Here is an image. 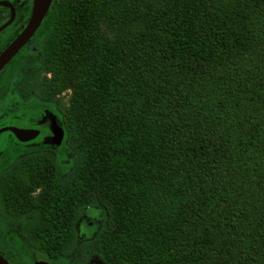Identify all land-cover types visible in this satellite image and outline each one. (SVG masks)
<instances>
[{
  "label": "trees",
  "instance_id": "obj_1",
  "mask_svg": "<svg viewBox=\"0 0 264 264\" xmlns=\"http://www.w3.org/2000/svg\"><path fill=\"white\" fill-rule=\"evenodd\" d=\"M42 26L74 161L65 180L12 166L29 243L72 264H264V0H53ZM83 215L100 224L79 243Z\"/></svg>",
  "mask_w": 264,
  "mask_h": 264
},
{
  "label": "flooded vegetation",
  "instance_id": "obj_2",
  "mask_svg": "<svg viewBox=\"0 0 264 264\" xmlns=\"http://www.w3.org/2000/svg\"><path fill=\"white\" fill-rule=\"evenodd\" d=\"M33 2L0 0V56L26 29L32 17ZM46 16L35 33L0 70V256L8 264H72L80 256L77 250L59 256L52 251L38 250L30 243L33 249L29 255L23 256L15 241L11 244L8 240L9 229L13 228L14 234H21L28 241L22 226L33 221L32 216H21L20 190L7 184L9 176L21 172L12 166L31 160L39 165L35 173L49 177L57 174L64 180L70 170L68 163H61L71 151L66 124L68 94L65 98V93L68 91L53 97L51 91L43 90L48 84L45 76L51 78V73H44L40 67L44 38L42 24ZM14 130L24 131V134L17 136ZM39 183L45 181L40 179ZM29 187L24 191V200L27 201L42 191L39 184ZM82 222L92 226L98 220L83 215L76 230ZM88 264L102 262L95 259Z\"/></svg>",
  "mask_w": 264,
  "mask_h": 264
},
{
  "label": "water",
  "instance_id": "obj_3",
  "mask_svg": "<svg viewBox=\"0 0 264 264\" xmlns=\"http://www.w3.org/2000/svg\"><path fill=\"white\" fill-rule=\"evenodd\" d=\"M52 0H34L32 17L26 29L21 35L4 51L0 56V70L9 61V59L27 42V40L35 33L46 16ZM17 136L24 134V131L14 130ZM0 264H8L0 256Z\"/></svg>",
  "mask_w": 264,
  "mask_h": 264
},
{
  "label": "rangeland",
  "instance_id": "obj_4",
  "mask_svg": "<svg viewBox=\"0 0 264 264\" xmlns=\"http://www.w3.org/2000/svg\"><path fill=\"white\" fill-rule=\"evenodd\" d=\"M67 94L68 93H65V98H66ZM69 153L70 154L67 157L68 160L65 157L61 161L62 165L65 163H68V166H67L68 170L71 168L73 161H74L73 151L71 150ZM61 168L65 171V166H62ZM99 224L100 223L98 222L92 226H89V224H87L86 222H82L77 228L78 238H79L78 242L81 243L83 241L91 239L95 235V232L99 229L98 228ZM22 228H23V226H22ZM8 233H9L8 234V240H10L11 244H12V241H15L14 244L16 245V248L19 250L20 254L23 256H25L27 254L29 255V253L33 249L32 246L29 244V241H26L22 237L21 234H20V236H17L16 234H14L13 228H10ZM22 233H23V231H22ZM71 259H72V257L69 258V261H71Z\"/></svg>",
  "mask_w": 264,
  "mask_h": 264
}]
</instances>
